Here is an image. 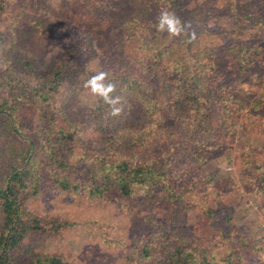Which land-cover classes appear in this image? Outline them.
Listing matches in <instances>:
<instances>
[{
    "label": "trees",
    "instance_id": "trees-1",
    "mask_svg": "<svg viewBox=\"0 0 264 264\" xmlns=\"http://www.w3.org/2000/svg\"><path fill=\"white\" fill-rule=\"evenodd\" d=\"M109 1L82 0L85 4L82 9L86 11L83 19L89 21L87 25L100 28L104 24V20L110 17ZM188 1L134 2L132 7L135 11L127 26L130 27V37L136 41L130 48L135 54L140 53L142 58L138 65L107 73L105 80V83L116 85V91L111 95L122 97L123 110L118 116L111 115V107L96 95L93 102L86 104L90 118L86 122H73L67 117L70 104L73 101L78 103L81 92L88 89L84 86L85 81L95 75L93 69L78 61L86 38L70 40L63 52L42 65L36 55L19 46L13 30L0 31V91L4 93L0 98V264H21L13 256V251L25 246L30 233L47 231L46 221L26 208L29 198L40 192L42 176L38 159L43 157L46 164L69 168V157L74 153L79 131L89 128V125L94 129L93 136L101 150L97 151L94 162L86 165L82 181L77 178L71 182L65 178L70 183L59 181L61 188L76 190L79 185L88 187L93 197L115 192L130 197L134 188L143 184L155 188V194L147 197L151 202L161 201V206L169 208V217L159 221L154 229L146 228L134 240L131 245L134 258L131 257V261L133 259L136 264L213 262L207 249L196 243L199 239L185 243L190 239L189 229L179 223L184 215L180 204L183 191L191 190L196 180L184 182L181 175H173L171 170L163 168L171 158L180 154L184 146L188 152L194 148L191 158L199 163L197 168L203 165L201 161L206 159L211 146L204 144L200 148L197 145L199 137L205 134L207 137L203 138L212 137L214 140L216 134H232L231 130L213 134V121H235L238 111L244 109L252 115L264 108V99L258 97L250 103L246 99L250 91L242 86L240 80L232 78L226 83L223 101L219 102L213 93L216 87L212 77L216 75L213 69L221 59L213 53V48H198L196 39L188 32L171 40L167 32L157 30L160 13L164 10L174 12L182 22H191L193 11L188 8ZM58 2L38 0L36 7L42 16L44 12L61 11L62 6ZM15 5V0H0V14H6V20L13 26L22 13L15 14ZM149 5L154 9L150 18L140 12H145ZM231 5L237 9L234 16L239 19L241 14V20L246 21L248 14L244 4ZM140 6L144 10H139ZM242 53L243 59L233 62L235 66L245 71L260 68L261 80L257 83L264 84V62L260 64L256 59L259 55L260 60H264V53L247 45H243V50L237 55ZM129 56L133 57V54ZM194 64L197 68L192 67ZM249 83L254 84L255 81L251 78ZM219 103L222 105L220 109ZM169 121L197 124L172 130L167 135V142L160 134ZM148 145L153 147L155 155L148 159L142 156L147 162L141 163L136 159ZM214 146L223 147V144L216 141ZM257 169L260 176L256 192L264 195V167L257 165ZM215 175V172L211 173V176ZM204 212L213 219L208 227L216 230L218 225L224 224L214 209L206 208ZM50 223L52 229L59 228L58 224ZM24 264L68 262L56 255H40Z\"/></svg>",
    "mask_w": 264,
    "mask_h": 264
},
{
    "label": "rangeland",
    "instance_id": "rangeland-1",
    "mask_svg": "<svg viewBox=\"0 0 264 264\" xmlns=\"http://www.w3.org/2000/svg\"><path fill=\"white\" fill-rule=\"evenodd\" d=\"M141 1L110 0V17L97 28L96 25H87L89 21L83 19L86 11L82 9L85 5L82 0H59L61 11L44 12L42 16L36 7L38 0H15V14L20 11L21 16L16 18L13 26L6 20L8 16L1 13L0 31L13 30L19 46L36 55L42 65L63 52L70 40L85 37L78 61L93 69L94 74L120 72L138 65L142 58L130 48L136 40L130 37V27L127 26L135 11L132 5ZM237 3L244 4L248 14L246 21L241 20V14L239 19L234 16L237 9L231 4ZM188 8L193 11L188 34L196 39L198 48H213V53L221 59L213 69L216 75L212 77L217 100L223 101L226 83L232 78L240 80L250 91L248 98L245 97L250 103L258 97L264 99V84L257 83L261 80L262 70L245 71L233 63L243 59L244 52L237 55L243 45L264 53V0H189ZM148 9L140 6L139 10L145 11H140L141 15L146 13L150 18L154 9L150 5ZM256 59L260 64L264 62L259 55ZM192 67L197 68V65ZM251 78L254 84L249 83ZM3 94L0 91V98ZM95 97L89 88L81 92L78 103L73 101L70 104L67 117L73 122H86L90 119L86 104L93 102ZM220 106L219 103V109ZM238 112L235 121L222 123L218 120L212 124L213 134L231 130V135L216 134L214 140L212 137L203 138L207 137L205 134L199 137L197 145L200 148L204 144L211 146L206 159L201 161L203 165L197 168L199 163L191 158L194 148L188 152L184 146L180 154L171 158L163 168L171 170L173 175H181L184 182L196 180L191 190L183 191L180 204L184 215L179 223L189 229L190 239L185 243L199 239L196 243L212 255L211 264H264V195L256 192L260 176L257 165L264 167V108L252 115L248 109ZM196 124L169 121L160 134L161 138L169 142L167 135L172 130L191 128ZM93 131L92 125L79 131L74 153L69 157V168L46 164L43 157L38 159L42 176L40 192L29 198L26 208L46 221L47 231L30 233L25 246L13 251L19 263H28L40 255H56L68 264H136L133 259L131 261L134 240L146 228L154 229L159 221L169 217V208L161 206V201L153 203L147 197L155 194V188L146 184L134 188L130 197L116 192L93 197L88 187L80 185L76 190L61 188L59 181L70 183L77 178L82 181L86 165L93 163L97 151L101 150ZM216 141L223 147H215ZM154 148L157 150L156 144ZM152 150L151 145L146 146L136 160L146 163L143 157L154 156ZM212 172L216 175L211 176ZM206 208L214 209L223 219L224 224L218 225V229L208 227L213 219L205 215ZM228 217L230 219L226 220ZM50 222L58 224L59 228L52 229Z\"/></svg>",
    "mask_w": 264,
    "mask_h": 264
},
{
    "label": "clouds",
    "instance_id": "clouds-1",
    "mask_svg": "<svg viewBox=\"0 0 264 264\" xmlns=\"http://www.w3.org/2000/svg\"><path fill=\"white\" fill-rule=\"evenodd\" d=\"M189 27L190 25L187 22H182L174 12L164 10L160 13L157 30L167 32L170 37H178L182 33H186ZM106 77L107 73L98 72L85 81L84 86L89 88L92 94L101 97L104 103L111 107V115L118 116L123 110L122 97L111 95L116 91V85L111 82L105 83Z\"/></svg>",
    "mask_w": 264,
    "mask_h": 264
}]
</instances>
